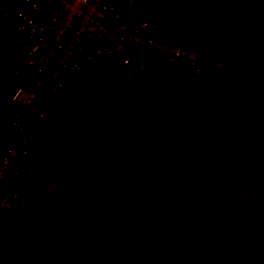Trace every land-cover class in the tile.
<instances>
[{
  "label": "trees",
  "instance_id": "trees-1",
  "mask_svg": "<svg viewBox=\"0 0 264 264\" xmlns=\"http://www.w3.org/2000/svg\"><path fill=\"white\" fill-rule=\"evenodd\" d=\"M205 1H183L177 10L184 14V6L188 5V11L194 18L192 9H199L197 15L200 19L206 17H203L205 9L212 7L216 13L209 18L214 20V24L223 20L220 3L228 0ZM166 3L164 0H141L136 12L155 35L171 40L169 32L165 34L162 31L163 26L174 21ZM180 47L186 51L199 50L187 45ZM256 68L262 73L261 67L256 65ZM195 76L199 75H184L170 70L147 72L126 69L110 58L63 77L55 91L49 88L43 92L37 90V101L40 99L38 91L44 93L40 100L43 106L39 105L40 117L25 112L36 105L35 101L11 103L7 107L0 103V154L3 148L20 146V135L13 123L21 126L29 120V131L21 145L24 155L12 183L13 191L25 202V207L21 211L10 210L2 216L0 264H42L47 260L52 264H120L114 259H105L106 256L117 258L119 255L125 256L121 264H144L150 255L157 256L160 264H166L168 259L173 264H220L222 239L228 233L223 219L215 211L204 208L196 217L190 218L196 219L190 223L192 237L180 236L175 223L180 221V213L174 207L175 198L181 195V198L195 201L201 197L202 188L194 187L199 184L198 175H194L196 169L189 160L192 144L200 145L202 140L210 142L214 133L219 132V138L226 137L229 146L235 145L239 134L235 128L241 118L236 109L222 104L221 99L206 90L207 78L195 79ZM126 77L127 81H124ZM116 87L119 90H115ZM25 89L22 87L23 91ZM191 90L195 94L193 99L186 95ZM26 93L32 91L28 89ZM196 101L193 110L184 111ZM94 107L99 108L98 113L93 111ZM14 108L21 109L18 118L11 113ZM166 111L170 112L167 117L172 118L169 123L163 119ZM233 111L236 114L231 116ZM70 117L74 119V125L70 128L63 126ZM174 117L181 118L184 124L181 130H189L190 134L178 135L180 124ZM108 124L119 125L116 137L106 133ZM152 124H166V127L162 129ZM45 128L51 133H47ZM262 135L264 139V131ZM177 136L182 142L189 139V145L178 150ZM166 137L168 141H165ZM158 140L159 145L169 143L174 155L166 166L170 170L167 178L176 188L172 198L166 202L154 197V186L160 187L161 179L152 176L148 182L149 189L138 187L135 179L138 166L132 163L140 155V146L150 144L155 147ZM263 146L264 141L259 147L262 149ZM80 151H86L94 159L93 167L87 163L83 167L77 165ZM118 156L120 160L115 161ZM128 158L131 170L125 176V182L121 183L116 208L108 219L91 218L88 215V204L93 198L88 197L92 192L90 181L101 174L117 180ZM83 175H88L89 180L84 181ZM261 175L258 178L263 185V193L264 179ZM55 177L60 181L56 182ZM49 184L59 192L47 191ZM42 190L44 197L40 195ZM237 198H240L237 202H244V205L260 201L257 200L259 195L251 199L239 194ZM153 207H157L159 214ZM253 218L249 225L241 224L244 230L240 236L248 242L255 238L264 239V214L260 208ZM116 221L122 225L123 231L116 228ZM257 251V264H264V254ZM191 256L194 261L187 259ZM230 262L239 264L240 261L233 257Z\"/></svg>",
  "mask_w": 264,
  "mask_h": 264
},
{
  "label": "rangeland",
  "instance_id": "rangeland-1",
  "mask_svg": "<svg viewBox=\"0 0 264 264\" xmlns=\"http://www.w3.org/2000/svg\"><path fill=\"white\" fill-rule=\"evenodd\" d=\"M164 1L167 2L170 18L173 17L174 21L163 26L162 31L165 34L169 32L171 41L180 46L199 48L195 52L202 59L201 70L195 79L207 78L206 90L215 98L221 99L222 104L236 109L241 118L240 124L235 128V132L239 133L235 145L229 146L225 140L226 137L219 138V132H213L214 139L210 142L202 140L200 145L199 143L192 144L189 150V160L196 169L194 175H198L199 184L194 187L202 188L201 197H197L195 201L185 199L186 197H183V200L181 195L175 198L174 207L180 213V221H175L179 228L178 234L191 238L190 223L195 222L196 219L191 220L190 218L196 217L204 208H208L215 211L228 228V233L223 236L221 243L220 264H236L230 262L233 257L238 258L239 264H257L259 258L257 250H261L264 254V239L255 238L248 242L240 235L244 230L241 224L252 223L253 214L257 209L260 208L261 214H264V192H261L263 185L259 180L260 177L258 178L264 168V146L262 149L259 147L260 142L264 141L262 135L264 131V0H228V2L220 3L222 7L220 15L223 20L215 24L214 20L209 18V15L216 13L212 7L205 9L206 13H203L205 18L198 19L199 9H192L194 18L191 16L193 15L191 11H188V5L184 6V14L177 10L183 1L189 0ZM5 2L6 0H0V103L7 107L10 106L11 92L22 85L19 78L23 63V47L11 9L8 5H4ZM134 3L137 10L141 0H134ZM195 7L197 8V5ZM205 22L208 24L201 25ZM215 62L223 64V68L216 70L213 66ZM256 65L262 68V73L258 71ZM124 81H127V77ZM23 88L26 87L23 86ZM115 90L119 88L116 87ZM24 91L26 94L28 89ZM192 93V90L187 92V97L195 98V94ZM39 94L40 99L39 101L35 99L36 107H33L37 111H39V105L43 106L40 100L44 98V93L38 91L37 97ZM196 105L197 101L186 107L184 111L193 110ZM93 111L98 113L99 108L94 107ZM236 112L233 111L231 116H234ZM169 113L166 111L163 114L165 123H169L172 119L167 117ZM173 119L180 124V128L177 129L178 135L190 134L189 130H181L184 125L181 123V118L174 117ZM73 121L74 119L70 117L63 123V126L70 128L74 125ZM108 126L106 133L110 132L116 137L120 131L119 125L108 124ZM152 126L165 129L166 124H152ZM154 135L157 137V133ZM175 138L178 150L190 143L189 139L182 142L180 137ZM156 139H159V136ZM164 139L169 140L167 137ZM159 142L160 140L156 142L155 147L150 144L140 146L138 148L140 155L136 156L132 163L138 166V173L135 176L138 187L149 189L148 182L152 176L161 179L160 187L159 185L154 186V197L166 202L172 198L171 195L174 194L176 188L170 178H167L170 170L169 166H166L167 162L174 159V155L169 143H164L163 146L159 145ZM203 143L205 147H202ZM93 160L89 153L80 151L77 165L83 167L85 166L83 164L87 163L93 167ZM118 160H120L119 156L115 158V161ZM128 160L129 158L124 162L128 167L125 164L122 166L117 180L109 179L101 174L90 181L92 192L88 197L93 198L88 204V215L91 218L108 219L111 211L116 208L121 183L125 182L127 178L125 176L131 170ZM261 177L264 179V174ZM82 179L89 180V176L83 175ZM57 181L60 180L57 179ZM48 190L52 193L59 192L57 189H52V184L48 185ZM239 194L247 195L251 199L259 195L257 200L260 201L244 205V202H237L240 199L237 198ZM40 195L44 197L45 192L42 190ZM155 204L153 202V205ZM154 210L159 214L157 207ZM116 228L123 231L122 225L117 221ZM105 259L107 261L114 259L121 264L124 263L125 256L119 255L117 258L106 256ZM187 259L194 261L192 256ZM160 261L157 256L150 255L144 264H160ZM42 264L52 263L47 260ZM166 264L173 263L168 259Z\"/></svg>",
  "mask_w": 264,
  "mask_h": 264
},
{
  "label": "built area",
  "instance_id": "built-area-1",
  "mask_svg": "<svg viewBox=\"0 0 264 264\" xmlns=\"http://www.w3.org/2000/svg\"><path fill=\"white\" fill-rule=\"evenodd\" d=\"M5 4L11 9L22 38L19 80L22 87L32 91L25 94L19 86L11 93L10 104L33 103L37 90L55 91L63 77L110 58L126 69L200 73L201 57L155 35L145 20L137 18L134 0H6ZM213 66L216 70L223 68L220 62ZM32 107L25 112L40 117L39 111ZM20 111L14 108L11 113L18 118ZM28 123V119L21 126L13 123L20 135V146L1 150L0 224L4 213L25 207L12 183L24 155L21 145L29 131ZM45 131L51 133L48 128Z\"/></svg>",
  "mask_w": 264,
  "mask_h": 264
},
{
  "label": "clouds",
  "instance_id": "clouds-1",
  "mask_svg": "<svg viewBox=\"0 0 264 264\" xmlns=\"http://www.w3.org/2000/svg\"><path fill=\"white\" fill-rule=\"evenodd\" d=\"M137 18L139 19L138 15H137ZM121 67V66H120ZM123 68V67H122Z\"/></svg>",
  "mask_w": 264,
  "mask_h": 264
}]
</instances>
